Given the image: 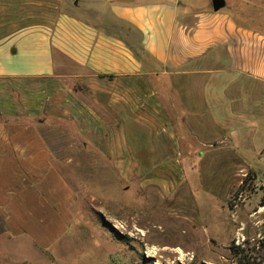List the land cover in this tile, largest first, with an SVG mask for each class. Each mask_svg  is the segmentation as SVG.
<instances>
[{"label": "crops", "instance_id": "0c3cea01", "mask_svg": "<svg viewBox=\"0 0 264 264\" xmlns=\"http://www.w3.org/2000/svg\"><path fill=\"white\" fill-rule=\"evenodd\" d=\"M81 1L51 25L15 29L0 4V264H144L108 225L68 223L72 192L36 124L18 121L17 88H28L26 118L75 121L89 147L125 169L124 182L184 179L193 121L241 148L258 134L264 32L212 5L181 13V0ZM156 167L159 179L133 175Z\"/></svg>", "mask_w": 264, "mask_h": 264}, {"label": "rangeland", "instance_id": "374dc122", "mask_svg": "<svg viewBox=\"0 0 264 264\" xmlns=\"http://www.w3.org/2000/svg\"><path fill=\"white\" fill-rule=\"evenodd\" d=\"M81 2L0 0L12 29L51 25L63 13L76 14ZM181 2V13L212 5L211 0ZM224 10L264 32V0H226ZM36 84L43 91L44 81ZM26 88H17L20 105H13V111L21 115L19 122L35 123L54 151L53 171L68 182L73 195L75 215L68 223L108 225L126 256L144 264H238L229 249L232 243L244 248L243 264H264V104L250 148L236 146L224 135H206L209 131L201 135L200 121H193L198 124L195 141H182L186 177L176 183L166 180L163 187L172 190L164 191L150 181L124 182L125 169L114 168L106 155L89 147L92 141L78 133L75 121L38 113L26 118L31 98L19 92ZM4 97L6 104L13 100ZM162 171L135 168L133 175L150 172L159 179Z\"/></svg>", "mask_w": 264, "mask_h": 264}, {"label": "trees", "instance_id": "16d2710c", "mask_svg": "<svg viewBox=\"0 0 264 264\" xmlns=\"http://www.w3.org/2000/svg\"><path fill=\"white\" fill-rule=\"evenodd\" d=\"M229 249L232 255L234 256V258L238 260L237 263L243 264V261H245V257H244L245 255L243 256L244 248L240 245H235V243H232ZM247 264H251V263H247Z\"/></svg>", "mask_w": 264, "mask_h": 264}, {"label": "water", "instance_id": "95a60500", "mask_svg": "<svg viewBox=\"0 0 264 264\" xmlns=\"http://www.w3.org/2000/svg\"><path fill=\"white\" fill-rule=\"evenodd\" d=\"M212 8L214 11H219L226 6V0H211Z\"/></svg>", "mask_w": 264, "mask_h": 264}]
</instances>
